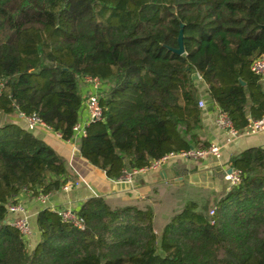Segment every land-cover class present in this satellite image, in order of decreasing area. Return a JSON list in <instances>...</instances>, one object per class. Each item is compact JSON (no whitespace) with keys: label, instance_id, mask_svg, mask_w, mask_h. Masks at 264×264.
<instances>
[{"label":"trees","instance_id":"trees-1","mask_svg":"<svg viewBox=\"0 0 264 264\" xmlns=\"http://www.w3.org/2000/svg\"><path fill=\"white\" fill-rule=\"evenodd\" d=\"M263 26L264 0H0V112L36 116L72 141L80 84L98 78L102 119L80 138V155L116 180L170 152L210 146L200 137L202 84L237 131L264 116L262 79L251 71L264 54ZM229 166L238 182L186 201L162 235L146 203L92 196L75 211L82 228L41 210L31 248L8 205L78 176L31 130L2 121L0 264H264V148Z\"/></svg>","mask_w":264,"mask_h":264},{"label":"crops","instance_id":"crops-1","mask_svg":"<svg viewBox=\"0 0 264 264\" xmlns=\"http://www.w3.org/2000/svg\"><path fill=\"white\" fill-rule=\"evenodd\" d=\"M262 88L264 90V80ZM200 89V100L205 104L204 108H201L200 137L210 144L221 145L220 157L208 156L199 161L168 164L157 171H148L135 176L132 184L117 183L108 179L104 172L89 164L80 154H76L79 141L76 143L64 141L57 133L44 126H36L31 130L68 163L78 176V180L82 182L70 191L61 189L57 193L48 195L44 202H40L27 192L20 194L19 203L26 209L25 216L29 225V234L26 236L29 246L33 248L40 240L36 218L43 209H67L75 212L92 196L105 197L112 203L116 200L129 202L135 199L139 205L144 206L146 198L153 192L157 193V197H161V200L169 202V205L175 201V196L180 199L181 195H190L200 189L218 194L224 193L230 185L226 174L231 169L229 166L231 158L253 147L264 148V132L239 136L227 143L229 135L215 124L216 104L207 93L205 85H200ZM80 90L85 96L89 87L82 81ZM82 114L84 117L85 113ZM2 121L14 122L26 128L25 121L17 114L5 116L1 113L0 124ZM14 217L15 215L10 214L7 219L11 221Z\"/></svg>","mask_w":264,"mask_h":264},{"label":"built area","instance_id":"built-area-1","mask_svg":"<svg viewBox=\"0 0 264 264\" xmlns=\"http://www.w3.org/2000/svg\"><path fill=\"white\" fill-rule=\"evenodd\" d=\"M251 71L258 75L262 81L264 80V54L256 59L251 64ZM198 80L200 81L201 78L198 76ZM83 83L87 87H89L88 92L84 96V101L82 104V113L79 121L73 127V139L71 142H78L80 138L86 134L87 128L102 119V106L99 102V95L98 91L101 88V81L96 77H85L83 78ZM4 89V83L0 81V94ZM198 105L200 108H204L205 104L202 100L198 101ZM25 121L26 128L28 130H33L36 126H44L46 127L43 122L36 116H25L22 113L17 114ZM215 124L222 130L226 131L229 135V139L226 141L227 143L233 141L234 138L239 136H250L264 132V116L258 119H250L246 128L242 131H237L233 128L230 119L228 118L227 114L222 111L219 107L216 106V118ZM59 137L60 135L57 134ZM222 146L219 144H210L207 148H200V147H191L190 149L180 150L177 152H170L159 159H152L147 166L138 168V169H131L125 171L123 176L112 180L117 183H126L132 184L134 177L148 171H157L164 167L165 165L176 163L178 161H199L207 158L208 156H214L216 158L220 157ZM78 151H80V147L78 144L77 147ZM226 179L229 181L230 185L235 184L238 182L239 177L236 172L232 170L231 173L226 174ZM82 181H75L70 182L68 181L62 187L63 191H70L71 189L80 185ZM48 195H39L36 198L40 202H44ZM8 215H15V217L11 220V223L15 228L19 230V232L27 236L29 234V225L28 220L25 216L26 209L23 204H10L7 207ZM51 211L55 212L64 222H68L82 228V225L78 221V217L76 216L75 212L72 210L67 209H50Z\"/></svg>","mask_w":264,"mask_h":264},{"label":"rangeland","instance_id":"rangeland-1","mask_svg":"<svg viewBox=\"0 0 264 264\" xmlns=\"http://www.w3.org/2000/svg\"><path fill=\"white\" fill-rule=\"evenodd\" d=\"M193 194L181 195L182 197L180 199L179 197L175 196V201L170 205L169 202L166 203L164 200H161V197L158 198L157 193L153 192V194L148 195L145 202L147 206L153 210L154 227L158 235H162L164 227L169 222L171 216L177 213L179 209L183 207L186 201L195 200L200 204V202L202 203V201H205L204 199L207 198L206 191L198 190Z\"/></svg>","mask_w":264,"mask_h":264},{"label":"water","instance_id":"water-1","mask_svg":"<svg viewBox=\"0 0 264 264\" xmlns=\"http://www.w3.org/2000/svg\"><path fill=\"white\" fill-rule=\"evenodd\" d=\"M263 28H264V26H263ZM172 50V52H174V53H177V54H182L183 53V45H182V31H180V33H179V36H178V48L177 49H171ZM192 77H193V79H198V74L197 73H193L192 74ZM242 84H244L243 82H242ZM0 118H1V112H0ZM76 154H80V152L79 151H77L76 152ZM232 172V169H229L228 170V173H231ZM10 223H11V221H9Z\"/></svg>","mask_w":264,"mask_h":264}]
</instances>
